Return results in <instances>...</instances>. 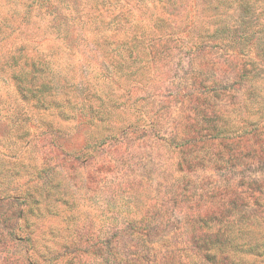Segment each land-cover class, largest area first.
Here are the masks:
<instances>
[{"label": "rangeland", "instance_id": "1", "mask_svg": "<svg viewBox=\"0 0 264 264\" xmlns=\"http://www.w3.org/2000/svg\"><path fill=\"white\" fill-rule=\"evenodd\" d=\"M0 264H264V0H0Z\"/></svg>", "mask_w": 264, "mask_h": 264}]
</instances>
